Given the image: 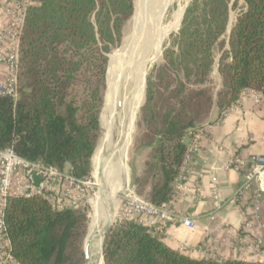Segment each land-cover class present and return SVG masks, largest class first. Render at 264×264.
<instances>
[{
    "label": "trees",
    "instance_id": "1",
    "mask_svg": "<svg viewBox=\"0 0 264 264\" xmlns=\"http://www.w3.org/2000/svg\"><path fill=\"white\" fill-rule=\"evenodd\" d=\"M27 8L20 36L18 97L0 95V148L14 146L33 161L76 178L93 172L101 133L106 53L120 41L134 0H37ZM231 0H192L180 30L148 83L141 118L143 146L155 147L158 173L147 200L161 205L172 194L187 143L183 136L206 121L214 90L205 86L215 46L227 31ZM220 60L226 109L244 89L264 93V0H243ZM171 145L172 148L167 147ZM88 213L82 206L55 209L40 195L14 196L5 209L12 252L19 264H85ZM106 264H264L238 258L185 254L134 220L114 225Z\"/></svg>",
    "mask_w": 264,
    "mask_h": 264
},
{
    "label": "crops",
    "instance_id": "2",
    "mask_svg": "<svg viewBox=\"0 0 264 264\" xmlns=\"http://www.w3.org/2000/svg\"><path fill=\"white\" fill-rule=\"evenodd\" d=\"M7 21L0 9V34ZM9 49L10 41L6 39L0 51L7 54ZM0 75H8L3 62ZM231 104L225 116L219 106L213 107L211 137L201 138V149L194 154L187 170V189L173 204L177 213L193 216L195 225L188 227L173 219L157 236L193 257L264 261V192L258 199V208L255 185L236 199L244 169L226 167L231 156L264 155V102L251 92H242ZM183 139L190 141L187 131Z\"/></svg>",
    "mask_w": 264,
    "mask_h": 264
},
{
    "label": "built area",
    "instance_id": "3",
    "mask_svg": "<svg viewBox=\"0 0 264 264\" xmlns=\"http://www.w3.org/2000/svg\"><path fill=\"white\" fill-rule=\"evenodd\" d=\"M0 9L8 18L6 28L0 34V46L6 39L10 41L9 52L3 54L0 51V62L8 67L6 78L0 75V95L16 99L19 87L20 36L25 24L27 5L25 0H0ZM242 92H251L254 98L264 102V93L259 90L247 88ZM232 105L223 110L222 116L227 115ZM212 127L213 122L209 120L187 130L190 141L174 181L171 197L163 204L157 205L138 196L135 191H129L120 205L124 217L148 226L156 236L161 234L165 224L173 219L188 227L195 225L193 216L177 213L173 204L175 199L186 191L189 164L194 154L201 149V138L211 137ZM226 167L244 169L243 180L235 191V198L241 199L255 185V202L258 208V199L264 192V155L231 156ZM90 184V176L79 179L70 171L19 155L14 146L0 148V264H12L17 261L12 252V242L5 220V209L11 197L40 195L55 209L80 207L86 199ZM214 191L216 193V189ZM259 246L260 244L257 248Z\"/></svg>",
    "mask_w": 264,
    "mask_h": 264
},
{
    "label": "bare ground",
    "instance_id": "4",
    "mask_svg": "<svg viewBox=\"0 0 264 264\" xmlns=\"http://www.w3.org/2000/svg\"><path fill=\"white\" fill-rule=\"evenodd\" d=\"M172 2L137 0L129 36L120 50L111 56L109 88L103 111L104 134L92 159V175L98 190L92 202L86 242L90 259L102 243L103 237L99 233L108 219L110 205L114 211L118 202L117 194L128 185L126 153L138 109L144 98L145 76L149 65L160 57L164 39L181 14V9H178L174 14L175 21L164 24V16ZM118 63L119 68L116 67ZM125 132V145L119 147ZM92 264H104L101 253Z\"/></svg>",
    "mask_w": 264,
    "mask_h": 264
},
{
    "label": "rangeland",
    "instance_id": "5",
    "mask_svg": "<svg viewBox=\"0 0 264 264\" xmlns=\"http://www.w3.org/2000/svg\"><path fill=\"white\" fill-rule=\"evenodd\" d=\"M27 8L32 5H39V2L37 0H25ZM192 0H173L171 5L168 8V11L166 12L163 22L165 25H168L170 22H174V14L178 9H181V14L179 16V19L176 20L175 26L167 33L163 45H162V51L160 57L151 63L149 65V68L147 70L146 76H145V93H144V98L141 100L140 107L138 109V113L135 119L134 123V129H133V134L131 136V139L129 141L128 147H127V153H126V160L128 163V185L122 189L121 195L118 198V202L116 203V207L113 211L114 214V223L113 226L116 224L123 223L125 221H128L126 217L123 216L122 211H121V203L123 197L129 193V191H135V193L144 198L147 199L149 196V193L153 187V184L155 182V177L158 173V167L157 163L158 160L155 158V147L151 146H143L141 145L142 143V135L145 131L146 124L144 120L141 118V112H142V107L146 103L147 100V89H148V83L149 81L154 82V73L156 72V68L161 65L164 62V55L167 49L169 48H175L176 45L174 43V34H176L181 26L182 22L185 16L186 9L188 5L190 4ZM136 6H137V0H134V11L132 16L124 23L122 29H121V34H120V41L118 44L115 46H112L111 50L106 53L107 56V64H106V71H105V89H104V102L101 110V126H102V133L101 137L104 134V127H103V111L105 107V102H106V94L107 90L109 88V81H108V74H109V68H110V61H111V56L113 53H116L120 50V48L123 46L125 43L127 36H129V31H131V21L133 18V15L135 14L136 11ZM245 7L243 0H231L230 2V10H229V20L227 24V31L223 35L222 39L225 40V47L222 49L221 45L222 43H218L215 46L216 54H215V59L213 63V68L210 73V75L207 78L205 86H209L214 90V104L213 107L216 105L218 106L220 98V93L222 91L223 87V76L220 72V60L223 55L224 50L228 47V41H229V35L231 33V29L238 17V15L241 13L243 8ZM116 67L119 68L120 64H116ZM212 107V110H213ZM225 110V109H224ZM212 113V111H211ZM211 116V114H210ZM210 116L206 121L210 120ZM204 121V122H206ZM203 123V122H202ZM201 124V123H199ZM198 125V124H196ZM100 137V139H101ZM167 147L172 148L171 145H167ZM93 159V158H92ZM69 171V165H66L65 169ZM93 171V170H92ZM90 180L91 184L90 187L88 188L87 196L86 199H84V203L82 204V207H84L88 213V218H87V232L84 240V250H85V243L87 241V236L89 232V226H90V221L92 217V202L95 198V194L98 190L96 182L93 178V175L91 173L90 175ZM112 226V227H113ZM108 237V236H107ZM107 240V238H106ZM105 240V243H106ZM105 248V244H104ZM86 260V259H85ZM103 260H104V250H103ZM104 264L105 260H104Z\"/></svg>",
    "mask_w": 264,
    "mask_h": 264
},
{
    "label": "water",
    "instance_id": "6",
    "mask_svg": "<svg viewBox=\"0 0 264 264\" xmlns=\"http://www.w3.org/2000/svg\"><path fill=\"white\" fill-rule=\"evenodd\" d=\"M127 134L126 132L122 134V141L119 144V147H123L125 145V140H126ZM121 193L117 194V199L120 197ZM114 223V214L112 211V205H110L109 210H108V219L105 222L104 226L102 227L99 235L101 237H103L102 243L99 247V249L95 250V254L93 255V257L90 259L88 252H87V248H86V243H85V258H86V263L85 264H92L93 261L96 259V257L98 256L99 253L102 254L103 257V250H104V244H105V240L109 234V231L111 230L112 226ZM87 242V241H86Z\"/></svg>",
    "mask_w": 264,
    "mask_h": 264
}]
</instances>
